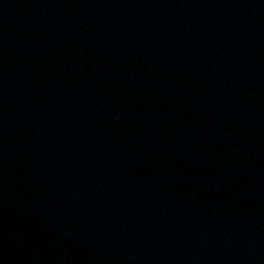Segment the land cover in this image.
I'll return each instance as SVG.
<instances>
[{"label": "water", "instance_id": "95a60500", "mask_svg": "<svg viewBox=\"0 0 264 264\" xmlns=\"http://www.w3.org/2000/svg\"><path fill=\"white\" fill-rule=\"evenodd\" d=\"M0 264H264V0H0Z\"/></svg>", "mask_w": 264, "mask_h": 264}]
</instances>
